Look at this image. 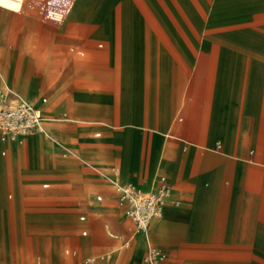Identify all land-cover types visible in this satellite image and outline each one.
<instances>
[{"label":"crops","instance_id":"crops-1","mask_svg":"<svg viewBox=\"0 0 264 264\" xmlns=\"http://www.w3.org/2000/svg\"><path fill=\"white\" fill-rule=\"evenodd\" d=\"M2 30L3 76L56 121L0 140V264H144L150 246L165 264H264V0H75L60 22L23 0L0 3ZM161 175L172 231L132 243L115 186ZM217 207L224 233L188 238Z\"/></svg>","mask_w":264,"mask_h":264},{"label":"built area","instance_id":"built-area-1","mask_svg":"<svg viewBox=\"0 0 264 264\" xmlns=\"http://www.w3.org/2000/svg\"><path fill=\"white\" fill-rule=\"evenodd\" d=\"M74 2L39 0L40 14L44 19L60 22L68 15ZM42 115V110L33 103L13 96L6 89H0V137L25 135L36 130ZM216 147H220L219 143ZM115 190L124 216L144 234L148 233L152 219L161 216L162 203L171 193V187L162 175L149 190H143L132 183L116 184ZM162 259L159 250L153 246L148 247L143 256L144 264H160Z\"/></svg>","mask_w":264,"mask_h":264},{"label":"rangeland","instance_id":"rangeland-1","mask_svg":"<svg viewBox=\"0 0 264 264\" xmlns=\"http://www.w3.org/2000/svg\"><path fill=\"white\" fill-rule=\"evenodd\" d=\"M23 0H0V3L5 5V6H11L14 8H18L20 7L21 3ZM22 10V9H21ZM36 10V15L38 17V9ZM39 19V18H38ZM5 34V31L2 30L0 31V36L3 38ZM25 36V31L23 30V32L21 33V31L19 32H14V39L16 40H20L22 38V36ZM27 36V35H26ZM33 37L34 38H51L52 37V33L51 31H48L46 29H37L36 32L33 33ZM43 46L41 47L42 49H46L47 47H45L44 44H42ZM51 48L49 47V52H48V57L49 60L52 59V55L50 51ZM79 58V57H78ZM83 58V57H82ZM0 79L2 81V83L6 86V90L9 91V93L14 94L15 97L17 98H29V99H34L35 98V94L30 92L29 89L25 88L23 89L20 93H17L15 91H13V78L11 74H8L7 76H3V69H0ZM44 96H47V94H43ZM69 95L67 94V97ZM47 99L45 97H40L37 99V102L42 105V107H45L47 103ZM68 101V99H67ZM71 111V109H70ZM44 117L45 120L43 122L44 124V130L42 132H34L29 134L33 135V134H37V133H47L51 131V125L54 123V121H56V118L51 115L48 114L46 111H44ZM70 118H73L70 116ZM24 140V137L18 141H15L13 143H7L10 148H13L19 144H22ZM60 142V141H58ZM62 145V143H60ZM169 217V213L167 212V209L165 210V212L163 213L162 217L160 219H158L157 221H154L150 227L155 228L160 237L164 238L167 237V235L172 231V228L166 223L167 220L166 218ZM225 220H226V214L220 213L218 212V207L215 208L214 210H208L205 209L202 212L196 213L194 214L192 217H189V221H188V227H187V236L188 238L191 239H195V240H200L203 238V236L206 235V233L211 234V236H220L224 233V229H225ZM79 234V232H78ZM139 234H135L132 235L131 237V242L135 243L136 239H138ZM85 240H88L89 238H84ZM146 240L149 241L148 235L146 234ZM67 244H61V254L63 255V250L64 248H66ZM159 248V247H158ZM159 250V249H158ZM163 259L161 260L162 264H165L166 261V253L163 252V254H161ZM107 257V255L105 256V258ZM70 259V258H69ZM87 260H91L93 261V258L91 256L90 253H83L79 255L78 257V261L81 264H85L87 262ZM98 260V259H97ZM71 264V262H70ZM189 264H197L196 262H189Z\"/></svg>","mask_w":264,"mask_h":264},{"label":"bare ground","instance_id":"bare-ground-1","mask_svg":"<svg viewBox=\"0 0 264 264\" xmlns=\"http://www.w3.org/2000/svg\"><path fill=\"white\" fill-rule=\"evenodd\" d=\"M21 99H24V98H21ZM24 100L29 101V100H27V99H24ZM43 119H44V117H43V115H42V119H41V121H40V123H39V125H38V128H37V131H36V132H42V131L44 130ZM32 133H33V132H32ZM25 135H26V134H25ZM25 135L5 136V137H0V140H1V141H12V142H15V141H18V140L22 139L23 137H25ZM167 201H168V197L165 198L164 201H163V203H162L161 216H160L159 218H154V219H152L150 225H151L154 221H156V220H158V219H160V218L162 217L163 209H164V205L166 204ZM166 219L168 220L169 217H167ZM130 226H131V228H133V235H135V234H140V231H138V230L135 228V226H133V223H132V222H131ZM159 254H160V256H162L161 254H163L162 250H160V249H159Z\"/></svg>","mask_w":264,"mask_h":264}]
</instances>
